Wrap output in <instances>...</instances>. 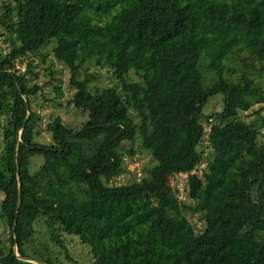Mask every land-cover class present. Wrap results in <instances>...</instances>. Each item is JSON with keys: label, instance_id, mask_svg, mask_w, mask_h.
Instances as JSON below:
<instances>
[{"label": "trees", "instance_id": "16d2710c", "mask_svg": "<svg viewBox=\"0 0 264 264\" xmlns=\"http://www.w3.org/2000/svg\"><path fill=\"white\" fill-rule=\"evenodd\" d=\"M0 2L11 45L0 47V211L9 226L0 264H38L16 252L71 261L68 236L89 246L91 264H264V138L256 119L241 116L264 100V0ZM45 43L69 68L68 102L88 115L79 128L54 116L47 143L35 140L40 84L28 82V55ZM89 63L111 68L116 82L93 89L100 73ZM214 94L221 107L207 114ZM136 139L154 158L148 175L111 184L126 170L121 149L131 155L126 140ZM37 153L43 162L32 171ZM180 172L185 197L169 180Z\"/></svg>", "mask_w": 264, "mask_h": 264}, {"label": "rangeland", "instance_id": "374dc122", "mask_svg": "<svg viewBox=\"0 0 264 264\" xmlns=\"http://www.w3.org/2000/svg\"><path fill=\"white\" fill-rule=\"evenodd\" d=\"M1 1V0H0ZM14 0H11L13 2ZM3 10L0 2V13ZM7 30L0 24V47L3 50H8L11 45L7 39ZM258 37H261L264 42V32H256ZM246 42H253V37L245 38ZM31 57L35 69V74L29 77L30 83L40 84V88L35 94L31 96L32 107L40 115V124L37 127L38 133L35 135V140L43 143L52 141L51 131L47 128V123L53 119L54 116L59 115L61 119L73 128H79L83 121L88 118L87 111H82L80 108L73 106L68 102L75 90V87L69 82L70 71L69 68L57 59L52 53V44L45 43L41 49L28 55ZM27 57H22L18 62L21 69H24V65L27 62ZM89 70H96L100 75L92 81V88H102L108 84H114L116 77L112 72V69L107 66L98 67L92 63L88 65ZM132 78H136L134 73H131ZM221 107V96L214 94L209 97L208 102L204 107L205 113H214L215 110ZM258 110V111H257ZM264 115V100L261 102H253L252 107L248 110H243L241 116L246 119H256L257 126L260 128V137L264 138V124L262 120ZM4 116L0 114V150L3 148L2 141V127ZM205 123L206 129L210 125ZM135 130L126 134V136H133ZM207 141V140H205ZM129 146H132L133 153L128 154L127 148L121 149L123 153V161L125 163L126 170L111 178V184H122L138 180L144 175H148L147 169L152 165L154 158L151 153L137 145V139L134 141L126 140ZM43 162V155L41 153L35 154L30 160V169L36 170L38 166ZM203 167H205V161H202L198 165V172L201 173ZM186 172L176 173V175L170 176V184L173 189H177V193L181 197L187 196V180ZM3 193L0 192V200ZM189 218L193 221L196 229H199L203 224L195 213L189 214ZM9 226L6 220L2 217L0 211V237L7 239ZM68 251L72 258L71 261L63 259L62 264H91L92 255L89 252L88 245L78 241L77 237H66ZM8 242V241H7Z\"/></svg>", "mask_w": 264, "mask_h": 264}, {"label": "water", "instance_id": "95a60500", "mask_svg": "<svg viewBox=\"0 0 264 264\" xmlns=\"http://www.w3.org/2000/svg\"><path fill=\"white\" fill-rule=\"evenodd\" d=\"M20 135V132L18 134V137ZM19 205V200L17 201V206ZM14 249L16 250V244L14 245ZM17 256L21 259H27V260H32V261H35L37 262L38 264H47L41 260H38V259H34V258H30V257H27V256H23V255H20L18 252H16Z\"/></svg>", "mask_w": 264, "mask_h": 264}, {"label": "built area", "instance_id": "2783aa9c", "mask_svg": "<svg viewBox=\"0 0 264 264\" xmlns=\"http://www.w3.org/2000/svg\"><path fill=\"white\" fill-rule=\"evenodd\" d=\"M211 118H209V120H210Z\"/></svg>", "mask_w": 264, "mask_h": 264}]
</instances>
